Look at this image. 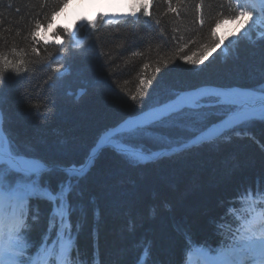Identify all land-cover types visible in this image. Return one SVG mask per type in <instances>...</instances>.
Listing matches in <instances>:
<instances>
[{
    "label": "trees",
    "instance_id": "1",
    "mask_svg": "<svg viewBox=\"0 0 264 264\" xmlns=\"http://www.w3.org/2000/svg\"><path fill=\"white\" fill-rule=\"evenodd\" d=\"M63 5V0H48L46 6L44 0H0V73L11 77H0V132L22 146L30 142L58 164L79 160L100 130L129 115L131 96L140 99L141 80L183 89L258 87L264 79V33L241 36L227 53L218 49L200 63L216 40L212 29L233 15L234 7H221L219 0H205L203 27L193 23L191 0H172L179 18L155 0L152 21L99 20L98 32L84 25L77 40L63 36L65 47L41 45L37 58L30 32L37 20L46 22ZM5 58L25 63L16 73L11 65L5 70ZM162 160L130 166L106 154L71 193V220L79 221L78 240L85 243L75 253L79 264H133L143 252L146 264H179L187 232L201 246L215 247L222 239L218 229L227 233L232 227L227 208L264 173V152L241 141L218 139ZM45 179L56 188L63 176L53 172ZM46 205L51 208L34 202L33 212ZM45 228L35 226L34 238Z\"/></svg>",
    "mask_w": 264,
    "mask_h": 264
},
{
    "label": "snow or ice",
    "instance_id": "2",
    "mask_svg": "<svg viewBox=\"0 0 264 264\" xmlns=\"http://www.w3.org/2000/svg\"><path fill=\"white\" fill-rule=\"evenodd\" d=\"M83 2L88 3L89 0ZM162 2L177 18L181 16L179 9L172 7V0ZM179 2L183 4L189 0ZM191 2L193 23L203 27L205 0ZM47 3L48 0H44L45 6ZM63 3L67 4L68 0H63ZM129 3L126 13H99L97 19L85 17L77 22V27L81 23L86 24L95 33L99 31L98 21L103 19L115 18L126 22L146 17L148 21L153 20L155 0H129ZM225 4L229 8L234 6L230 19L241 20L246 25L254 26L257 18L264 16V0H259V8L254 0H219L221 7ZM56 14L53 12L46 22L37 20L30 32V46L37 58L41 55V45L65 47L61 33L68 37L69 42L78 34L76 28L61 27L51 32L54 40L42 36L41 30L51 28ZM154 22L156 25L161 23L159 19ZM212 35L216 36L215 29H212ZM221 43L216 36L200 63L208 59ZM133 55L143 53L134 52ZM182 59L192 62L191 57ZM24 63L21 59L13 64L5 58L4 68L7 70L11 65V70L19 73ZM260 71L264 72V53ZM0 77L4 81L11 79L3 73ZM140 83V99L136 95L131 96L129 115L100 130L79 160L58 164L39 155L30 142L22 146L10 134L0 132V264H75L72 257L76 235L71 222L73 204L70 197L79 189L80 182L89 177L100 157L114 154L130 166L149 160L163 163L160 158L172 153H186L193 145H205L230 133L240 136L245 125L264 123V79L259 81L258 87L202 84L165 89L159 82L154 87L152 80H141ZM152 113L156 115L145 119ZM213 130H217L215 134H212ZM53 172L63 176L56 188L45 179ZM257 194H264V173L238 192V197L246 199L245 211L235 218L234 227L227 233L218 229L222 239L217 246H200L202 242L187 232L185 253L194 249L199 264H264V203L256 204L247 199ZM39 201L49 203L51 208L44 232L39 238H34L33 228L39 224L40 217L38 210L33 212V207L34 202Z\"/></svg>",
    "mask_w": 264,
    "mask_h": 264
},
{
    "label": "bare ground",
    "instance_id": "3",
    "mask_svg": "<svg viewBox=\"0 0 264 264\" xmlns=\"http://www.w3.org/2000/svg\"><path fill=\"white\" fill-rule=\"evenodd\" d=\"M123 2L124 0H89L88 3H84L83 0H79V2L71 0L63 12L56 18L53 25H65V27L75 28L74 26L77 22L83 21L85 17L90 19L98 13L112 14L119 12L121 8L123 11ZM238 26L234 22H227L223 31L235 34ZM216 131L213 130L212 134H215Z\"/></svg>",
    "mask_w": 264,
    "mask_h": 264
},
{
    "label": "rangeland",
    "instance_id": "4",
    "mask_svg": "<svg viewBox=\"0 0 264 264\" xmlns=\"http://www.w3.org/2000/svg\"><path fill=\"white\" fill-rule=\"evenodd\" d=\"M70 1H68V3L62 8V10H60L56 14V18L60 15L61 12H63V10L70 3ZM254 2H255V0H254ZM258 2H259V0H258ZM124 3H125V6H127L128 0H124V2H123V6H122L123 7V11H122V8H121L120 11L119 12H116V13H126L127 12L126 11L127 9L124 6ZM95 16H92V18H90L89 20L93 19ZM56 18H55V20H56ZM233 22H234V24H238L239 25L237 27V31H236L235 34L234 33H232V34L231 33H225L223 31V28L225 27V25H226L227 22L222 23L215 30L216 36H218L219 39H220V41L222 42L221 45H220V47L218 48L219 49V52H221V53H227L230 50V48L235 44V42L239 40V38L241 36H246V37L248 36L249 38L252 37V36H256V37L260 38L263 35V33H264V16L258 17L257 18V22H256V24L254 26L253 25H250V24L246 25L241 20H235ZM53 24H54V22H53ZM53 24L51 26L52 29L50 28L47 31H45L44 29L41 30V35L47 37L49 40H54L55 39V37H53L51 35V32L54 29H58V28H61V27H65V25H53ZM80 25H83V24L81 23ZM74 27L77 29V24ZM67 28H69V27H67ZM60 36H61V39H63L64 34L61 33ZM155 115H156L155 113H152V114L146 116L145 119H151Z\"/></svg>",
    "mask_w": 264,
    "mask_h": 264
}]
</instances>
